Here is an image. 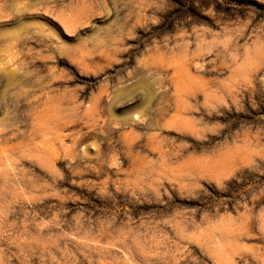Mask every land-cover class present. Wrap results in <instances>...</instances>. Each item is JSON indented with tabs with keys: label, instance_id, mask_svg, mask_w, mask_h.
<instances>
[{
	"label": "rangeland",
	"instance_id": "rangeland-1",
	"mask_svg": "<svg viewBox=\"0 0 264 264\" xmlns=\"http://www.w3.org/2000/svg\"><path fill=\"white\" fill-rule=\"evenodd\" d=\"M0 28V264H264V0H0Z\"/></svg>",
	"mask_w": 264,
	"mask_h": 264
},
{
	"label": "bare ground",
	"instance_id": "bare-ground-1",
	"mask_svg": "<svg viewBox=\"0 0 264 264\" xmlns=\"http://www.w3.org/2000/svg\"><path fill=\"white\" fill-rule=\"evenodd\" d=\"M1 30H5V29H3V28H0ZM4 32V31H3ZM2 34H4V33H2ZM1 35V34H0ZM1 45V44H0ZM1 48V47H0ZM6 62L7 61H5V59L3 58V57H0V74H4V76L6 77V79H7V83H8V81H13L14 79H16V74L14 73V72H12V71H10V70H7V64H6ZM2 80V79H1ZM14 82V81H13ZM10 83V82H9ZM150 89V88H149ZM148 91H150V90H148ZM150 94H151V92H149ZM140 112H137V111H134L133 112V119L135 120V119H140V118H142V117H144L143 116V113H140ZM137 114H139V117L138 116H136ZM143 119V118H142Z\"/></svg>",
	"mask_w": 264,
	"mask_h": 264
}]
</instances>
